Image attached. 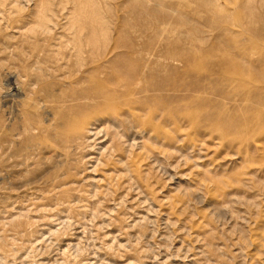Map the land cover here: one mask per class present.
Returning <instances> with one entry per match:
<instances>
[{
    "label": "rangeland",
    "instance_id": "rangeland-1",
    "mask_svg": "<svg viewBox=\"0 0 264 264\" xmlns=\"http://www.w3.org/2000/svg\"><path fill=\"white\" fill-rule=\"evenodd\" d=\"M131 37L134 133L66 146L76 46ZM263 81L264 0H0V264H264Z\"/></svg>",
    "mask_w": 264,
    "mask_h": 264
},
{
    "label": "bare ground",
    "instance_id": "bare-ground-1",
    "mask_svg": "<svg viewBox=\"0 0 264 264\" xmlns=\"http://www.w3.org/2000/svg\"><path fill=\"white\" fill-rule=\"evenodd\" d=\"M132 13L134 14V7ZM165 16L166 13H162L161 19H165ZM133 37H131V42L128 44L115 42L114 48H111L110 51L123 48V53H118L121 54V56L118 55L119 57H117L119 60L115 58L109 65H107L106 62L98 61L102 52H100L99 48L94 44L95 42L93 39L88 41L86 45L87 49L85 50L81 44L76 46L74 53L75 61L73 63L77 67L76 72L81 73L85 67L87 70L89 65H93L91 68L97 71L98 74L94 80L90 81L88 86L86 84V87L82 86V89L78 91L72 90L67 94L54 96V99H52V101H54L53 103H55V105H53L54 113L52 114L51 112L50 114L53 119L58 118V124L56 125L57 133H55V135L66 146H72L77 140L82 138L85 131L87 133L90 132L87 129L89 126L95 125L98 122H108L106 126L107 131L111 133L112 140H115L118 145L124 143L123 138L125 136V134L119 130L122 126L121 123H125L130 132L134 133V110L129 106L134 103V93L137 94L141 89L138 88L137 92L134 91V66L130 61L131 54L134 53ZM114 60L120 61L119 64L113 63ZM104 68L109 69V71H105ZM261 86V88H258H260V93L264 94V81ZM258 88H256L255 91L259 90ZM50 92L52 93L53 91L51 90ZM54 93L55 91L53 94ZM46 107H48V105H46ZM122 116L124 117L121 118ZM132 146L133 145H130L129 147ZM261 226H264V223ZM258 238L260 239H252L251 242V245L255 248H258L259 245L261 246V243L264 241V236L263 238L261 236Z\"/></svg>",
    "mask_w": 264,
    "mask_h": 264
}]
</instances>
